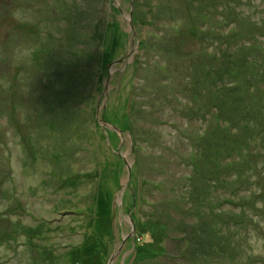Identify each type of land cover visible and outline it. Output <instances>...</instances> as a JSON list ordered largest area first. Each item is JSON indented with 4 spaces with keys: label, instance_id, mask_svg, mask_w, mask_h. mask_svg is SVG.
I'll return each mask as SVG.
<instances>
[{
    "label": "rangeland",
    "instance_id": "rangeland-1",
    "mask_svg": "<svg viewBox=\"0 0 264 264\" xmlns=\"http://www.w3.org/2000/svg\"><path fill=\"white\" fill-rule=\"evenodd\" d=\"M0 264H264V0H0Z\"/></svg>",
    "mask_w": 264,
    "mask_h": 264
},
{
    "label": "water",
    "instance_id": "water-1",
    "mask_svg": "<svg viewBox=\"0 0 264 264\" xmlns=\"http://www.w3.org/2000/svg\"><path fill=\"white\" fill-rule=\"evenodd\" d=\"M128 17H129V20H128L129 28L132 30V34H133V37H134L135 36V33L133 31V28H132V21H131V18H132V10L131 9L129 11ZM137 49H138V42L136 43L135 48L133 50H131L129 53H127V55L123 59H120L119 61H117V62H115V63H113V64H111L109 66L111 67L112 65H115V64L127 63V61L130 58V56L133 55L134 52H136ZM96 120L98 122H104L105 123V121H104L103 118L100 119V120H98V119H96ZM112 128H113L112 129V132H114L116 135L120 136L119 133L120 134L121 133L123 134V132L121 130H119L118 128H115V127H112ZM102 129H103V127H102ZM121 159L124 162L125 166L127 167V174H128V177H129L130 176V173H129V164L126 163L125 158L123 156L121 157ZM122 187H121V189H122Z\"/></svg>",
    "mask_w": 264,
    "mask_h": 264
},
{
    "label": "trees",
    "instance_id": "trees-1",
    "mask_svg": "<svg viewBox=\"0 0 264 264\" xmlns=\"http://www.w3.org/2000/svg\"><path fill=\"white\" fill-rule=\"evenodd\" d=\"M109 29H111V28H106V30H105V35H104V38H103V43L105 42L106 47L111 48L112 45H113V40H114V38H113L112 36H110V35L107 34V31H108ZM113 30H114V29H113ZM106 35H107V37L105 38ZM111 35H112V33H111ZM104 39H105V40H104ZM122 132H123V131H122Z\"/></svg>",
    "mask_w": 264,
    "mask_h": 264
}]
</instances>
